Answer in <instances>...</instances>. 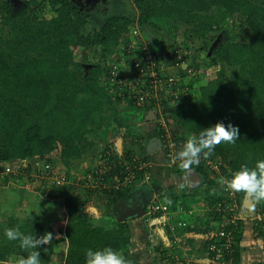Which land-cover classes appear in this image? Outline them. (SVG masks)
Instances as JSON below:
<instances>
[{
  "label": "trees",
  "instance_id": "trees-1",
  "mask_svg": "<svg viewBox=\"0 0 264 264\" xmlns=\"http://www.w3.org/2000/svg\"><path fill=\"white\" fill-rule=\"evenodd\" d=\"M84 1L0 0V163L4 167L26 159L32 168L42 160L54 168L60 166L68 177L83 159L97 158L95 135L103 127L116 126L122 141L141 134L140 128H131L135 118L121 116L122 111L130 108H120L111 91L101 85L107 63L121 45L132 40L137 28L135 19L110 15L109 10L98 13L95 4L85 6ZM133 5L139 14L137 30L141 36L145 30L149 31L151 42L143 40L149 46L152 42L158 44L156 52L165 63L180 46L197 57L208 53L205 57L209 61L204 66L207 70L202 75L207 76L205 84L194 90L188 102L166 107L164 111L177 125L180 141L197 138L203 129L218 122L239 129L235 143L216 145L200 162L188 167L205 180L200 196L204 208L194 211L187 206L184 199L190 195L188 191L180 197L162 198L164 201L156 198L171 211L180 205L184 207L185 212L175 216L186 224L178 236L202 254L209 245L220 241L210 234L217 228L230 226L224 221V216L229 217L230 213L214 211L218 203L228 199L227 184L219 181L231 179L244 165L252 169L257 161L264 160V0H133ZM46 13L52 17L46 19ZM94 14L97 21L104 22L86 34L85 27ZM227 31L237 32L244 41L224 38ZM88 52L96 53L95 60L83 61ZM197 65L189 61L187 69ZM177 75L185 77L186 70L178 69ZM153 134L156 135L155 131ZM55 152L59 153V162L55 161ZM143 158L147 159V155ZM212 164L219 166L218 174ZM171 170L178 177L186 172L184 166ZM31 185L13 175L0 176L2 232L16 228L33 236L46 237V232L52 233L53 239L40 252L47 264H86L88 249L106 247L117 251L124 260H133L130 255L136 242L131 227L140 224L146 234L145 214L117 221L111 228L93 226L82 209L91 194L89 190L51 188L52 193L45 195L43 187ZM157 185L153 176L145 184L150 198ZM131 190L99 198L113 207L125 200ZM234 192L239 206L237 213L249 198L253 211L258 216L264 214V200H255L242 191ZM183 216L188 217L184 220ZM236 228L232 246L234 264L240 259L242 220L237 221ZM152 231L160 239L155 248L160 264H174L173 254L164 249L165 243L173 241L168 224L162 221ZM2 236L0 264H18L20 258L30 254L31 250L20 247L19 241ZM257 237L264 252L262 229ZM198 240L199 248H195Z\"/></svg>",
  "mask_w": 264,
  "mask_h": 264
},
{
  "label": "built area",
  "instance_id": "built-area-1",
  "mask_svg": "<svg viewBox=\"0 0 264 264\" xmlns=\"http://www.w3.org/2000/svg\"><path fill=\"white\" fill-rule=\"evenodd\" d=\"M189 55L190 52L187 54V50L180 46L171 54L168 63H165L158 52L151 50L149 43L143 40L139 31L134 30L132 40L121 45L116 55L107 63V72L101 80V85L110 90L113 98L120 102V108H130L142 115L155 112L157 116L154 125L155 137L160 141L171 168L183 166V161L177 159V153L183 150L187 141H180L178 130L164 111L166 107L188 102L194 93V86L187 81V75L195 73L194 68L187 69ZM178 69L186 70V76L179 77ZM199 74L203 75L202 72ZM117 156L121 158L112 162L109 161V157L108 160L99 159L100 162L98 161L95 168L75 180L42 160L36 162L32 168H29V162L26 160L16 161L6 167L3 173L27 180L33 186L43 187L45 195L52 193L49 192L51 188L81 187L106 197L116 192L127 191L140 183L150 182L152 177L150 161L144 160L137 153ZM203 157L204 153L201 154L199 162ZM226 191L228 199L218 203L214 211L218 214L230 213L229 217H223L230 226L225 227L227 229L217 228L210 234V237L220 241L218 244L209 245L201 254L202 257L195 255L187 240L178 236V231L185 229L186 224L179 219L176 220L175 216L183 214L184 207L180 205L176 211H171L156 198L149 204L145 213V223L149 231L162 221L168 224L170 238L173 241L164 246V249L168 254H173L174 264H234L233 234L237 230V221L242 219L236 211L239 206L234 190L227 187ZM220 223L223 224L222 221ZM173 251L180 254H174ZM203 257L205 261H202Z\"/></svg>",
  "mask_w": 264,
  "mask_h": 264
},
{
  "label": "rangeland",
  "instance_id": "rangeland-1",
  "mask_svg": "<svg viewBox=\"0 0 264 264\" xmlns=\"http://www.w3.org/2000/svg\"><path fill=\"white\" fill-rule=\"evenodd\" d=\"M94 1H98V0H94ZM114 2L116 4L115 7H111L108 13L110 15H113V14L123 15L126 18L133 17L136 22V23L134 22L135 23L134 26L137 27L139 30V27H138L139 25L137 22L139 14L133 5V0H115ZM93 3H94L93 0H86L82 4H84L85 6L86 5L90 6ZM103 5H106V6H103ZM107 8H108V4H106L105 2H102L100 5L97 6L96 11L98 13H102ZM44 16L46 19H50L52 17V15L48 13H46ZM103 22L104 20L97 21L96 15L94 14L93 17L89 19L88 26L85 27V33L91 34L93 30L99 28L103 24ZM137 28H135V30ZM145 31L146 32L142 34L143 39L151 42L152 39H151V36L149 35V31L148 30H145ZM224 38L232 40V41L233 40L244 41V38L240 36L237 32H231V31L225 32ZM204 46L207 47L208 44H205ZM150 48L153 52H156L159 50L160 47L158 46V44L154 45L152 42V46L150 45ZM96 53L94 54V53L88 52L86 55H83L84 56V58L82 57L83 61H85V59L86 61H88V60H92L96 58L97 57ZM188 53L189 52L187 51V54ZM207 55L208 53L206 54V52H204V54L200 55V57L199 56L197 57L195 53H190V55L188 56L190 62L195 61L198 64L197 67L194 68L195 73L191 72L190 75H187V81L190 83L191 86H194L193 90L194 89L197 90L198 87H202L207 80L206 79L207 76L205 77L199 74L200 72H202L203 74L204 72H206L205 70H207V68L204 67L209 61L205 57ZM82 58L80 57V60ZM123 115L124 117L128 119L135 118L136 120L135 124L133 123V120H132L131 128L133 127V129H137L141 127L139 133H144L145 129L150 130L151 134L154 133L155 126L153 125H155V121L157 120V116L155 112L142 115V114H138V112H135L132 109H129L127 111H122L121 116L123 117ZM173 125L175 129L177 130V125L175 124ZM117 133L118 131L116 132V126L110 125L105 128L103 127V129L95 135L97 158L94 160L83 159L82 163H79L78 165L79 168L75 171H72L71 173H68L69 174L68 177L69 178H71L70 176L74 178H79L80 176L82 177L86 172H89L90 170H92L93 168L97 166L98 164L97 159H102L101 158L102 155L108 156L109 152L111 155V157L109 158L113 157L112 160H116V159L119 160L121 156L116 155V153L121 155V153H119L118 148H117L118 145L116 146L117 139L119 137ZM106 149H108L109 152H105ZM157 150H156V153H157ZM157 154L158 156L156 158L147 157L148 161L151 160L152 163H154L155 161H157L158 163L163 162V161L165 162L164 157L162 155L163 153H157ZM54 155H55V161L59 162L60 160L59 153L55 152ZM105 159L108 160V157H106ZM212 166L217 170V174L219 173L218 171H221L219 166L217 167V165L215 164H212ZM0 167H3V169H0V176H6V174L3 173L4 169L6 168L4 167V164L0 163ZM55 168L57 171L59 170L62 171L61 167L60 166L58 167V165L55 166ZM167 170H169V172H173V170L171 171V168L168 166H167ZM158 179H156V182L158 183V185L154 188V190H156L155 194L153 195V197L150 198V200L147 197V200L143 201L142 196L140 195L137 196L136 194L131 193V195L125 201H123L122 203L119 202L117 203V205H115V207H117L118 210H113V207H108L104 201L100 200L99 195L95 194L93 191H89L91 194L87 195L88 200L85 201L84 204H82L83 206L82 209L84 212L83 215L86 217L87 220H89V222L93 226H97V227L102 226L105 228H111L115 224V222L117 221L121 222V220H119L121 217L126 218V215L129 217L136 216L137 212L140 213V211L138 210L136 206L137 204L147 205L148 203H150L152 199H155V198H158L159 200L164 201V199L167 200V198H169L170 195H178V194L182 195L183 191H184V194L187 191L188 193H190V195L188 196L189 198L186 201L187 206H190L193 210L194 209L198 210V208L205 207V202L203 201V199L200 198L201 191L203 187L205 186V180L198 179L197 183L194 184L193 187L190 189L188 185L189 180L187 178H185L184 180L182 177H180L179 179H183L181 180V183H183L184 185L182 184L183 186L181 185L180 187L175 188V191H172L171 193L168 192V194L166 195V194L161 193L160 191L158 192L157 189L163 188L165 184L166 185L171 184L172 186H174L177 183L172 181L173 178H171L168 173L165 174V177L163 176V178L159 180ZM38 186L39 185H36V186L31 185L30 187L37 188ZM80 190L82 192V190L84 191V190H89V189L85 188V189H80ZM245 201H248L250 203V206L252 209L251 200H249L248 198ZM119 213L121 217L119 216ZM253 213L254 215L252 217V215L249 213H246V212L242 213L241 210L239 211V216L242 219V226L244 228L245 233H244L243 240L238 245V252L240 254V259H239L238 264H261L264 261V252L261 251L262 241L258 240L259 238L257 237V234L261 229L264 231V221H263L264 214L260 213V215L258 216L257 211L256 212L253 211ZM187 217L188 216H183L182 218L186 220ZM131 233H133V240H135L136 245L133 242V248L131 250L132 255H130L133 260H125V264H160V260L158 259L159 256L155 251V248L158 246V244H160V239H158V236L152 233L151 230L149 232L147 230L146 232L147 235H146L142 228V225L140 224L139 225L134 224V228L132 225ZM1 234H3L4 236V232L0 230V239H2ZM144 235H145V238L143 237ZM141 236L143 237L142 242H140L139 240ZM39 251L41 252L42 248L39 249ZM202 261H205L204 257L202 258ZM40 264H47L46 261L42 259V257H40Z\"/></svg>",
  "mask_w": 264,
  "mask_h": 264
},
{
  "label": "clouds",
  "instance_id": "clouds-1",
  "mask_svg": "<svg viewBox=\"0 0 264 264\" xmlns=\"http://www.w3.org/2000/svg\"><path fill=\"white\" fill-rule=\"evenodd\" d=\"M98 1L106 3L108 0ZM111 1L108 4H111ZM238 136V127L230 123L225 125L224 122H218L203 129L199 137L188 139L183 150L177 153V159L182 160L183 166L187 168L192 164L198 163L202 153L205 155L211 153L216 145L222 142L235 143L238 140ZM219 183L222 185L226 183L228 188L238 192L242 191L255 200H264V160L257 161L252 169L246 165L242 166L231 179L225 180L222 178ZM145 184L148 183H140L131 189L134 190L141 187V185L145 186ZM46 233V237L44 235L33 236L26 235L16 228H8L5 229L4 236L9 241H19V246L25 250H31L29 255L19 259L18 264H40L39 249L53 239L52 233ZM85 259L86 264H125L123 256L110 247L100 250L88 249L85 253Z\"/></svg>",
  "mask_w": 264,
  "mask_h": 264
},
{
  "label": "crops",
  "instance_id": "crops-1",
  "mask_svg": "<svg viewBox=\"0 0 264 264\" xmlns=\"http://www.w3.org/2000/svg\"><path fill=\"white\" fill-rule=\"evenodd\" d=\"M112 2V4H111V6L113 7V5H116L115 4V2L114 1H111ZM148 124V123H147ZM152 125V124H151ZM145 126V125H144ZM147 126V125H146ZM154 126V125H153ZM139 128H141V127H139ZM143 129V128H142ZM144 130V129H143ZM151 131L150 130H146L145 129V131H144V133H141V134H139L138 136H134V137H130V138H128V140L127 141H122V139L121 138H119L118 137V139H117V144H116V146H117V148H118V151H119V153H121V155H124V156H128V155H130V154H135V153H137L141 158H143V157H145L146 155H147V157H149V158H151V157H154V158H156L157 156H158V154L157 153H163V151H162V145H161V147L158 145V139L155 137V135L154 134H151L150 133ZM143 134H145V135H143ZM140 135H143V138L140 136ZM152 135V136H151ZM136 137H137V139H136ZM142 139V140H141ZM158 149V150H157ZM156 150H157V153H156ZM116 155H119V154H117L116 153ZM163 155V157H164V160H165V162L163 161V162H157V161H155L154 163H152L151 162V160H149L151 163H152V176H153V179H161V178H163V176L165 177V174L166 173H168L169 174V176L171 177V178H173V180L172 181H174L175 183H177L176 185H174V186H172L171 184H169V185H166L165 184V186L163 187V188H159L158 189V192L160 191L161 193H163V194H168V192H172V191H175V188H178V187H180L183 183H181V180H185V178H187L188 179V175H187V172H185L184 174H181L179 177L174 173V172H169V170H167V166L168 167H170L169 166V163H168V161H167V159H166V157H165V155H164V153L162 154ZM144 160H146V161H148V158L147 159H145V158H143ZM160 165H161V167H160ZM171 168V167H170ZM172 171V170H171ZM172 173H174V174H172ZM171 174V175H170ZM180 177H182L183 179H179ZM196 177V176H195ZM197 178V177H196ZM158 179V180H159ZM165 179V178H164ZM173 182V183H174ZM179 183V184H178ZM184 185V184H183ZM182 185V186H183ZM184 192V191H183ZM182 192V193H183ZM131 193H134V194H136L137 196H142V199H143V201L144 200H147V197L149 198V200H150V197H149V193H148V191L145 189V186H142V187H139V188H135L134 190H132L127 196L129 197L130 195H131ZM170 196H173V197H180L181 195L180 194H178V195H170ZM169 196V197H170ZM127 197V198H128ZM126 198V199H127ZM189 197H187L186 199H184L185 201H187V199H188ZM125 199V200H126ZM125 200H123V201H125ZM122 201V202H123ZM121 202V203H122ZM136 205V204H135ZM137 206V208H138V210L140 211V213L142 214V211H143V209H145L146 208V206L147 205H143V204H137L136 205ZM140 206V207H139ZM113 210H118L117 209V207H115V206H113ZM241 212H242V210H241ZM139 213V212H138ZM243 213V212H242ZM119 216L121 217V215H120V213H119ZM180 216V215H179ZM178 216V217H179ZM128 217V218H127ZM134 216H131V217H129V216H127L126 215V218L125 217H121L119 220H133L132 218H133ZM149 232V231H148ZM244 233H245V231H243V236L241 237V241L243 240V238H244ZM199 239V238H198ZM258 240H260V239H258ZM167 245V243H165V245L164 246H166ZM194 246H195V248H199L198 246H199V240L198 241H196L195 242V244H194ZM261 251H263L262 249H261ZM194 253H195V255H197V256H199V257H202L201 256V252L200 251H198V249H194ZM261 264H264V261H263V263H261Z\"/></svg>",
  "mask_w": 264,
  "mask_h": 264
},
{
  "label": "water",
  "instance_id": "water-1",
  "mask_svg": "<svg viewBox=\"0 0 264 264\" xmlns=\"http://www.w3.org/2000/svg\"><path fill=\"white\" fill-rule=\"evenodd\" d=\"M157 142H158V145L161 147L160 141L158 140ZM185 169H186V172H187V175H188V180H189L188 181V185H189V188L191 189L193 187V185L197 183L199 178L188 167L187 168L185 167ZM241 210H242V212H246V213L251 214L252 217L254 215V213H253V211L251 209L250 203L248 201H243L242 206H241ZM144 212H145V209H143L142 214L137 212L136 213V217H138V218L142 217L144 215Z\"/></svg>",
  "mask_w": 264,
  "mask_h": 264
},
{
  "label": "flooded vegetation",
  "instance_id": "flooded-vegetation-1",
  "mask_svg": "<svg viewBox=\"0 0 264 264\" xmlns=\"http://www.w3.org/2000/svg\"><path fill=\"white\" fill-rule=\"evenodd\" d=\"M113 1V0H112ZM94 3L93 4H95V7H94V9L96 10V8H97V6L98 5H100L101 3L99 2V1H93ZM110 2V0H108L107 2H106V4H108ZM93 4H91V5H93ZM97 4V5H96ZM112 4V3H111ZM111 4H108V8L106 9L107 11L112 7L111 6ZM103 6H106V5H103ZM105 10V11H106Z\"/></svg>",
  "mask_w": 264,
  "mask_h": 264
}]
</instances>
